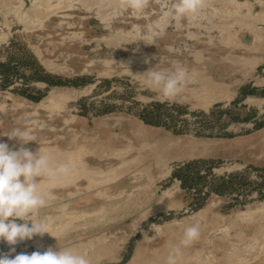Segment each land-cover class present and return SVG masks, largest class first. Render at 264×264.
I'll return each mask as SVG.
<instances>
[{"label": "rangeland", "instance_id": "1", "mask_svg": "<svg viewBox=\"0 0 264 264\" xmlns=\"http://www.w3.org/2000/svg\"><path fill=\"white\" fill-rule=\"evenodd\" d=\"M124 2L0 0V142L28 130L24 147L72 177L39 212L50 234L0 241V255L72 246L92 264H165L199 221L178 264H264V0H205L163 32L158 0L141 17ZM120 64L194 75L167 98ZM192 162L184 188L173 172Z\"/></svg>", "mask_w": 264, "mask_h": 264}, {"label": "clouds", "instance_id": "2", "mask_svg": "<svg viewBox=\"0 0 264 264\" xmlns=\"http://www.w3.org/2000/svg\"><path fill=\"white\" fill-rule=\"evenodd\" d=\"M151 0H125L116 9L124 8L137 17L143 16L150 7ZM205 7V0H158L159 16L155 27L163 32L169 25L181 27L185 21L196 20ZM145 63H148L146 60ZM159 64V63H158ZM158 64L140 74L144 88L172 98L179 95L194 73L181 64L173 68H159ZM19 147L10 148L8 143L0 142V241L10 246L18 242L32 240L35 236L50 234L49 226L39 217L41 209L48 206L51 189L55 182L69 171L66 162L54 161L48 152L40 148L32 152L24 147L33 142L28 130L14 129L8 135ZM201 235L199 221L184 227L178 242L169 246L165 264H178L183 249L190 247ZM0 264H92L86 251L65 246L59 250L49 247L43 253L19 254L15 258L0 255Z\"/></svg>", "mask_w": 264, "mask_h": 264}, {"label": "trees", "instance_id": "3", "mask_svg": "<svg viewBox=\"0 0 264 264\" xmlns=\"http://www.w3.org/2000/svg\"><path fill=\"white\" fill-rule=\"evenodd\" d=\"M38 82L40 83H46L47 86H56L57 83H54V82H51L49 80H37ZM29 98V97H28ZM30 99V98H29ZM144 120L148 123V124H151V125H158L159 124V121H148L147 119L144 118ZM199 162H192V163H188L186 165H182L179 169L175 170L173 172V177L174 178H177L180 182H181V186L184 187V188H190V186H193L192 183H189L186 175H184V169H187L190 165H196L198 164ZM182 174V175H181ZM223 179V178H222Z\"/></svg>", "mask_w": 264, "mask_h": 264}, {"label": "bare ground", "instance_id": "4", "mask_svg": "<svg viewBox=\"0 0 264 264\" xmlns=\"http://www.w3.org/2000/svg\"><path fill=\"white\" fill-rule=\"evenodd\" d=\"M7 1V0H6ZM176 147V146H175ZM174 148V147H173ZM84 169H80V170H78L77 171V174L79 173L80 174V172H83L84 173ZM69 174H66L65 175V178L62 176L60 179H58L59 181H66V180H70V179H72V177H69L68 176ZM218 232V231H217ZM231 251V250H230ZM230 254V253H229ZM228 254V255H229ZM231 258H235V255L234 254H231V255H229ZM242 263V262H241Z\"/></svg>", "mask_w": 264, "mask_h": 264}, {"label": "water", "instance_id": "5", "mask_svg": "<svg viewBox=\"0 0 264 264\" xmlns=\"http://www.w3.org/2000/svg\"><path fill=\"white\" fill-rule=\"evenodd\" d=\"M248 41H249V38H246V39H245V42H248Z\"/></svg>", "mask_w": 264, "mask_h": 264}]
</instances>
